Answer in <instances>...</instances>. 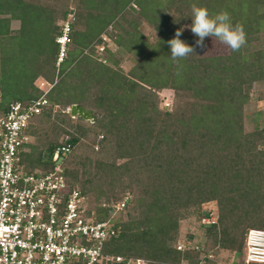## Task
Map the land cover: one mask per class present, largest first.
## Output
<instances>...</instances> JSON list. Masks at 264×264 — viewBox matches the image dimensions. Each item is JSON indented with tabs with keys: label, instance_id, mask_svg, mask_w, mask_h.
Masks as SVG:
<instances>
[{
	"label": "trees",
	"instance_id": "1",
	"mask_svg": "<svg viewBox=\"0 0 264 264\" xmlns=\"http://www.w3.org/2000/svg\"><path fill=\"white\" fill-rule=\"evenodd\" d=\"M192 5L227 11L233 24L244 26L247 43L229 55L205 57L186 28ZM73 13L68 53L58 68L57 39ZM1 15L0 117L13 104L41 98V78L54 85L50 107L33 119L30 134L39 138L37 123L51 124L55 106L63 107L59 129L68 125L66 141L25 147L26 171L51 170L54 150L71 145L64 162L71 186L90 200L133 196L123 210L127 219L117 213L119 236L106 242L105 253L148 264H211V249L246 255L248 232L264 230V128L246 133L243 119L250 90L264 81V50L254 46L264 31V0H0ZM11 21L21 22L15 33ZM144 23L156 32L155 41L140 30ZM108 29L117 31L110 36L118 50L105 49L104 63L96 47ZM179 29L195 53L173 61L167 41ZM125 56L136 58L128 73ZM164 90L173 95L169 110L160 108ZM73 105L98 117L90 126L100 129L92 155L81 161L90 167L86 180L73 166L90 128L64 112ZM211 203L218 221L205 226L203 249L179 251L181 220L191 214L201 220ZM99 212L102 220L112 216L108 208Z\"/></svg>",
	"mask_w": 264,
	"mask_h": 264
},
{
	"label": "built area",
	"instance_id": "2",
	"mask_svg": "<svg viewBox=\"0 0 264 264\" xmlns=\"http://www.w3.org/2000/svg\"><path fill=\"white\" fill-rule=\"evenodd\" d=\"M75 21L74 14H69L62 24V35L57 39L58 68L66 58ZM53 86L39 87L44 93L41 98L27 106L13 104L0 117V264H148L144 259L105 253L106 242L119 236L115 217L127 207L130 197L116 204L110 218H99L90 198L71 186L65 176L64 162L73 151L71 145L54 150V165L49 171L29 173L22 164L21 153L35 141L29 132L31 123L50 107L48 94ZM164 107L169 110L171 104L165 102ZM54 108L56 111L59 106ZM65 112L70 114L71 107ZM95 148L99 150L98 145ZM214 215L207 211L202 225L216 224ZM191 247L202 250L198 243L190 242H181L178 250ZM245 264H264V230L248 232Z\"/></svg>",
	"mask_w": 264,
	"mask_h": 264
},
{
	"label": "rangeland",
	"instance_id": "3",
	"mask_svg": "<svg viewBox=\"0 0 264 264\" xmlns=\"http://www.w3.org/2000/svg\"><path fill=\"white\" fill-rule=\"evenodd\" d=\"M2 17L3 16L1 15L0 19H2ZM20 28H21L20 21H11L10 23L11 33L17 32ZM186 28L188 31L190 30L189 26H187ZM140 30L144 33V35L150 41H155V39L158 38L154 29L148 24H145V23L142 24ZM114 33L117 34V31H114V29H108L106 32H104L100 36L101 41L98 43L99 45L96 47L97 55H99V58L104 63H107V57H105L104 55V53L106 54V50H110L114 53L118 50L117 45L114 43L113 39L110 36L111 34H114ZM1 46H2V43L0 42V49H1ZM254 46L256 48L264 50V31H262V33H260V35L257 36V40L254 42ZM67 53H68V46L66 48V56H67ZM230 53H231V49L228 48V46L219 42L216 38L214 37L206 38L205 47L203 48V54L205 57L226 56V55H229ZM135 63H136V58L134 61H131L127 58V56H125L123 63H122V67L125 70V72L128 73L130 69L135 65ZM46 82L47 81L40 78L36 82V86L47 88L48 82L47 83ZM0 94H2L1 91H0ZM159 95H160V108L165 109L164 104H163L165 102H169V104L173 103L172 92L164 90V91H161ZM171 107H172V104H171ZM67 109L68 108H66V111ZM62 112H63V107L59 106L58 110L56 111L54 110L55 119L51 120V124L43 123V122L37 123V128L39 131V138L38 136H35L34 144L42 147V146H46L50 141L60 142V141H66L68 139L69 136L66 134V132H64L65 129L68 127V125L61 126V127H64L63 130L59 129V125H61L60 121L64 118L60 115L62 114ZM58 116H60L59 119H58ZM73 119H76V118H73ZM243 119H244V126H245L244 131L246 133H253L257 129L264 128V81L256 82L253 85L252 89L250 90L249 95H248V101L246 102V105L244 107ZM55 120H57V123H58L56 124L57 125L56 131H54L52 128ZM85 122L87 124V127L90 128V133H88V135L84 138L82 145H80V147L76 150L77 151L76 152L77 165L75 167L73 166L74 169L79 171V174L81 175L80 177L81 180L82 179L86 180L89 177V174L87 172L90 173V167L84 166L81 161L84 160L86 162V158H89V156L92 155V152H90L89 146L93 145L94 140L97 136V132H100V129L98 127L96 128L90 127L94 123L87 122V121ZM103 157L105 158L106 155L104 154ZM125 196L126 197L129 196L130 198L133 197L132 194L130 193L125 194ZM119 202H121V199L113 203L111 200L107 201L104 199V200L98 201V199L95 200L94 197H91V203L96 208L98 213H100L99 211H101V209H106L105 206L108 209L113 211L114 207ZM203 209L205 212L213 211L215 213L214 218L216 221H218V207L215 203L205 204L203 206ZM118 214L123 215L121 220L124 221L127 219V217L125 216V211L118 212ZM118 214L116 215V217L118 216ZM202 219L200 220L198 217H196V215L191 214L187 218L184 217V219L181 220V227H180V241L181 242L186 243L190 238L194 237V240L192 242L199 243V245L201 246V249H203L202 244L205 243L206 238L204 235L205 226H203L201 222ZM244 255L245 253L240 254V253H233L228 250L221 251L219 249H211L209 252V259H210L211 264H239L243 262Z\"/></svg>",
	"mask_w": 264,
	"mask_h": 264
},
{
	"label": "clouds",
	"instance_id": "4",
	"mask_svg": "<svg viewBox=\"0 0 264 264\" xmlns=\"http://www.w3.org/2000/svg\"><path fill=\"white\" fill-rule=\"evenodd\" d=\"M192 23L189 26L195 40V47L204 48L206 38H216L233 52L239 51L247 43V33L242 24H233L227 11L211 13L207 7L192 5ZM184 29L175 32L167 41L171 59L178 61L195 53V47L181 39Z\"/></svg>",
	"mask_w": 264,
	"mask_h": 264
},
{
	"label": "water",
	"instance_id": "5",
	"mask_svg": "<svg viewBox=\"0 0 264 264\" xmlns=\"http://www.w3.org/2000/svg\"><path fill=\"white\" fill-rule=\"evenodd\" d=\"M70 115L73 118H79L83 121L92 122V123H95L98 119L97 115L93 110L87 109L85 107H80L77 105H73L71 107Z\"/></svg>",
	"mask_w": 264,
	"mask_h": 264
}]
</instances>
